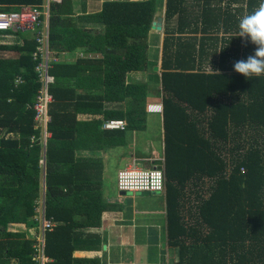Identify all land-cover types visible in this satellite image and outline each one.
Here are the masks:
<instances>
[{
  "label": "trees",
  "instance_id": "16d2710c",
  "mask_svg": "<svg viewBox=\"0 0 264 264\" xmlns=\"http://www.w3.org/2000/svg\"><path fill=\"white\" fill-rule=\"evenodd\" d=\"M43 1L0 0V12L43 10ZM160 1L105 2L100 12L78 17L71 0L50 3V52L82 50L93 58L50 64L53 101L45 143L32 109L41 88L32 56L36 41L0 43V264H39L34 240L10 226H38L36 209L43 205L55 222L45 233L51 264L97 263L73 253L80 232L98 227L106 210L102 154L124 147L126 133L146 129L150 91L145 84H126V75L147 69L148 35ZM195 1L198 10L188 9L185 0L165 1V22L176 19L179 35L188 19L195 32L208 34L219 20L237 19L238 27L244 15L242 7L232 14L212 7V0ZM259 2L247 0L246 14ZM44 21L42 15L36 31ZM174 31L164 28L160 89L153 94L163 105L168 245L178 251L177 264H264V75L236 73L238 59L232 64L225 51L211 66L220 75L206 72L203 37L176 51L173 65ZM242 45L246 59L255 45L244 38ZM9 52L16 57H6ZM104 102L123 105L104 110ZM99 114L103 119L78 120ZM115 120L126 122L124 131L104 129Z\"/></svg>",
  "mask_w": 264,
  "mask_h": 264
},
{
  "label": "crops",
  "instance_id": "0c3cea01",
  "mask_svg": "<svg viewBox=\"0 0 264 264\" xmlns=\"http://www.w3.org/2000/svg\"><path fill=\"white\" fill-rule=\"evenodd\" d=\"M61 1L62 0L43 1V5L41 6L43 10L41 11L45 12L43 15L45 21L41 24L40 30L0 36V43L22 46L24 44V38H34L36 41L38 36L43 35L50 64L54 62L72 64L79 59L93 58L92 55H85L82 50H77L71 53H59L56 55L50 52L48 44L49 7L51 2L60 4ZM113 1L142 0H71V10L76 17L95 14L102 10V6L105 2ZM165 1L166 0L160 1L159 10L153 21L155 22L157 18H161L162 30L158 31L151 28L148 35V62L146 71L131 72L126 75V84H145L148 86L150 96L147 99L146 105L147 118H159L158 137H156V142L148 141L147 146L142 148L137 146V134L140 131L128 132L125 136L126 145L124 147H118L120 151H115L117 149L115 148L109 149L102 154L104 166L102 173V195L106 204V210L101 215L100 225L98 227L87 228L80 232L81 237L77 243L78 246L75 249L76 251L73 253L74 258L86 261H96V264H177L178 251L176 248L170 247L167 242L165 191L160 193L161 198L155 197L158 194L120 192L117 188V175L119 171L129 168L134 164L136 167L142 169L156 168L164 173L166 171L164 164L163 112L162 114H153L147 111L148 105H162L161 100H157V97L153 94L160 89L165 26L169 25L170 29H176V31L172 32L174 33L175 41L170 47V52H173V55L170 56L173 65L175 58L174 53L176 51L186 50L187 43H194L195 40H200L201 42V38H204L202 41L204 43L203 69L206 72H212L211 70H207V67L210 69L211 66H213L212 64H216L214 62H209L211 49L215 50L214 53L218 51L219 58L217 63L220 61L221 52L225 51L230 57L229 61L232 60L233 64V61H235V58L237 57V50L240 47V37L238 36L239 29H236L239 28L236 27L237 19H229L226 20V22L219 20L218 23H216V30L209 31L208 34H203L199 29L195 32L193 29V20L188 19L186 20L187 26L184 34L179 35L177 31L178 21L176 19H173L169 24H166L165 22ZM212 1V7L214 6L216 9H221L222 12H224L223 10H231L232 14H236V10L239 9V7H237V1ZM185 2L188 9H192L189 7L195 6V10H198L199 2L195 0H185ZM22 8L28 7H20L19 10ZM244 13L246 14V12ZM237 18H239V16H237ZM190 22L191 25L188 27V23ZM196 23H198V27L201 26L200 22ZM35 43L37 46V42ZM254 50L255 47L253 48V51ZM9 53H7V55L10 56L6 57H16L15 53ZM152 56H154L153 59ZM101 86L103 85H100L98 89H103ZM78 93L82 94V89H79ZM103 104L104 110H112L113 108L121 107L123 105V103L111 102H104ZM91 119H103V117L100 114L96 116H78V120ZM122 122L126 124L125 121ZM146 130L147 125L145 131ZM138 148L140 149L138 150ZM114 162H119L115 178H113L115 172L114 166L112 167ZM186 181V186L188 187L194 184L192 178ZM111 187H114V190L111 191ZM139 194L142 196H139ZM150 196H154V198ZM43 207L44 205L41 207L40 217L38 218L39 220L42 218ZM10 228L12 232H27V238L34 240V237H36L35 234H38L41 230V225L39 222L38 226L31 227L35 228L37 230L36 232L34 230L30 231V228L25 225H11ZM35 244L36 241L34 240L33 246ZM88 244H91L92 247L87 248L89 246Z\"/></svg>",
  "mask_w": 264,
  "mask_h": 264
},
{
  "label": "built area",
  "instance_id": "2783aa9c",
  "mask_svg": "<svg viewBox=\"0 0 264 264\" xmlns=\"http://www.w3.org/2000/svg\"><path fill=\"white\" fill-rule=\"evenodd\" d=\"M45 12L33 8H22L16 12H0V32L6 33H21L27 31H34L39 28L40 17ZM37 46L33 52V60L37 61L35 66V73L37 74L41 88L36 97L35 103L32 107L35 112V128L40 129L45 143L49 136L47 133V124L50 121L48 115L49 104L52 103V96L49 95V86L54 83V77L49 74L50 60L46 50V44L43 35L36 39ZM19 82V81H17ZM147 111L153 114H162V105H148ZM126 124L122 121H109L104 124V129L108 130H125ZM242 172L244 170L242 169ZM117 188L124 193H148L160 194L165 191V173L156 168L142 169L132 165L129 168L123 169L117 175ZM43 214L40 220L41 230L39 234L34 237L36 244L33 246L34 255L33 261L39 264H51L52 261L45 256V240L44 236L47 231H52L55 227L53 219H48L45 216V209L43 207Z\"/></svg>",
  "mask_w": 264,
  "mask_h": 264
},
{
  "label": "clouds",
  "instance_id": "9594fccd",
  "mask_svg": "<svg viewBox=\"0 0 264 264\" xmlns=\"http://www.w3.org/2000/svg\"><path fill=\"white\" fill-rule=\"evenodd\" d=\"M238 27V36L255 45V50L246 59L234 62L233 70L244 77L264 75V0L239 19ZM213 73L220 75L218 70Z\"/></svg>",
  "mask_w": 264,
  "mask_h": 264
},
{
  "label": "rangeland",
  "instance_id": "374dc122",
  "mask_svg": "<svg viewBox=\"0 0 264 264\" xmlns=\"http://www.w3.org/2000/svg\"><path fill=\"white\" fill-rule=\"evenodd\" d=\"M225 1H227V0H225ZM246 0H239L238 2H237V7H239V8H243V14L245 15V13L244 12H246L245 11V8H246ZM242 40H243V38H241L240 37V47L238 48V52H237V59L238 60H241V58H242V54H243V52H244V46L242 45ZM213 50V51H212ZM214 49H211L210 50V56H209V62H214V63H216L217 64V61H218V58H219V56H218V51L217 52H215L214 53ZM253 52L254 51H252V53L251 54H253ZM10 54V53H9ZM5 56H10V55H7V54H5ZM154 58V56H152V59ZM205 67H207V66H205ZM153 70H154V68H153ZM207 70H210L208 67H207ZM140 74V73H139ZM148 119V122H147V130L145 131V132H138V134H137V146H140V147H142V148H144V147H146L147 146V142L148 141H153V142H156V137H158V134H159V129H158V125H159V118L157 117V119L155 118H152V117H148L147 118ZM154 145V144H153ZM140 148H138V150H139ZM120 151V149H116L115 151ZM119 164V162H114L113 163V165H112V167L114 166V174H113V178H115V176H116V171H117V165ZM116 167V168H115ZM111 189V191L112 190H114V187H111L110 188ZM129 195V194H128ZM139 196H142V195H140L139 194ZM150 197H153L154 198V196H150ZM155 197H157V198H161V195L160 194H158L157 196H155ZM36 212H37V219L40 217V213H41V207L40 208H37L36 209ZM32 230H34L35 232L37 231L35 228H30V231H32ZM34 234V233H33ZM39 234V233H38ZM38 234H35V236H37ZM30 240H31V238H30Z\"/></svg>",
  "mask_w": 264,
  "mask_h": 264
},
{
  "label": "water",
  "instance_id": "95a60500",
  "mask_svg": "<svg viewBox=\"0 0 264 264\" xmlns=\"http://www.w3.org/2000/svg\"><path fill=\"white\" fill-rule=\"evenodd\" d=\"M161 22H162V19L161 18H157V20L155 22H153L151 28L152 29H156L158 31H161L162 30Z\"/></svg>",
  "mask_w": 264,
  "mask_h": 264
}]
</instances>
